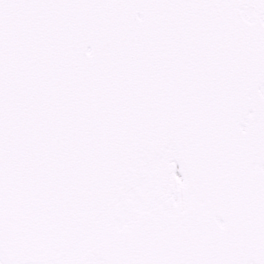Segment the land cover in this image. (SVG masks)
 Returning a JSON list of instances; mask_svg holds the SVG:
<instances>
[{
	"label": "snow or ice",
	"instance_id": "obj_1",
	"mask_svg": "<svg viewBox=\"0 0 264 264\" xmlns=\"http://www.w3.org/2000/svg\"><path fill=\"white\" fill-rule=\"evenodd\" d=\"M0 264H264V0H0Z\"/></svg>",
	"mask_w": 264,
	"mask_h": 264
}]
</instances>
